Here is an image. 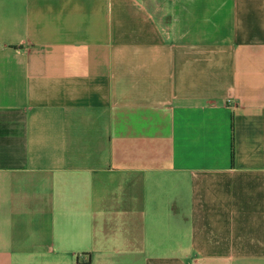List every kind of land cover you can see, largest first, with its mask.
Here are the masks:
<instances>
[{
	"label": "crops",
	"instance_id": "crops-1",
	"mask_svg": "<svg viewBox=\"0 0 264 264\" xmlns=\"http://www.w3.org/2000/svg\"><path fill=\"white\" fill-rule=\"evenodd\" d=\"M0 264H264V0H0Z\"/></svg>",
	"mask_w": 264,
	"mask_h": 264
},
{
	"label": "trees",
	"instance_id": "trees-1",
	"mask_svg": "<svg viewBox=\"0 0 264 264\" xmlns=\"http://www.w3.org/2000/svg\"><path fill=\"white\" fill-rule=\"evenodd\" d=\"M232 155H233V152H232Z\"/></svg>",
	"mask_w": 264,
	"mask_h": 264
}]
</instances>
